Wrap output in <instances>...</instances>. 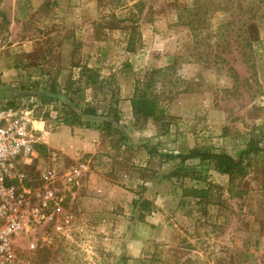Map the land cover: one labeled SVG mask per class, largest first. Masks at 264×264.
I'll list each match as a JSON object with an SVG mask.
<instances>
[{
	"label": "rangeland",
	"instance_id": "rangeland-1",
	"mask_svg": "<svg viewBox=\"0 0 264 264\" xmlns=\"http://www.w3.org/2000/svg\"><path fill=\"white\" fill-rule=\"evenodd\" d=\"M33 5L40 17L61 14L66 26L39 27ZM64 38L70 43H59ZM2 47L8 55L31 48L41 61L45 78L21 87L20 104L35 118L49 113L52 120V113L59 122V111L40 98L49 76L64 71L70 81L78 73L73 63L103 76V87L85 92L99 119L66 134L93 152L77 145L72 154L48 150L29 169L36 175L89 166L82 189L69 198L66 234L55 225L38 229L36 249L21 253L25 264H264V0H0ZM153 69L164 70L154 90L163 120H112L105 129ZM78 80L72 91H80ZM75 95L66 98L74 111ZM195 149L229 154L244 166L230 177L212 161L183 164L180 157ZM182 166L198 180L173 175ZM148 188L153 206L143 212ZM196 189L208 194L194 197ZM146 218L160 222L153 224L158 240L131 262L128 235Z\"/></svg>",
	"mask_w": 264,
	"mask_h": 264
},
{
	"label": "built area",
	"instance_id": "built-area-1",
	"mask_svg": "<svg viewBox=\"0 0 264 264\" xmlns=\"http://www.w3.org/2000/svg\"><path fill=\"white\" fill-rule=\"evenodd\" d=\"M24 105H0V264H25L21 253L35 250L37 230L55 225L66 234L69 198L82 189L89 166L29 171L41 157L47 132L35 126ZM66 236V235H65Z\"/></svg>",
	"mask_w": 264,
	"mask_h": 264
},
{
	"label": "crops",
	"instance_id": "crops-1",
	"mask_svg": "<svg viewBox=\"0 0 264 264\" xmlns=\"http://www.w3.org/2000/svg\"><path fill=\"white\" fill-rule=\"evenodd\" d=\"M60 7H61L60 9L58 8L56 10L57 12H63L61 11L63 6L61 5ZM31 10H32V13H34L35 15L34 21L36 20L35 22L41 28H43V25L46 27L56 26V28H63L66 26L64 22H67V20L65 19L63 20V17L61 14L55 16L54 14H50L51 12H47V14L44 15V17H40L38 13L41 11H38L37 5H33ZM32 15L30 16V19ZM91 32H94L93 26L90 29V33ZM59 43H62V45L67 44V43L69 44L70 41L64 38V39H59ZM2 49L3 50L0 51V101H2L3 104L7 103L10 106L20 105V101L26 94V92L22 90L21 87L23 86L27 88L28 83L33 82V84H35L36 83L35 81L45 78V74H44L45 71H42L41 66L37 65V63H41V61L38 62V59H37L38 57L32 56L33 53L31 52V48L28 49L30 51L28 53L25 51H21V48H19L17 52L13 51V53L9 55L7 54L8 52L7 48L2 47ZM63 55H64V60L66 61H69L70 59L72 60L73 58L72 54L70 55L63 54ZM40 59L43 60V58H40ZM87 66L90 67V65H87ZM90 68H96V67L93 66ZM79 72H80V68H78V73L76 76L73 73V78L71 80H75L77 76L80 78ZM100 74L102 73L100 72ZM102 79H103V76H102ZM49 80H50L49 85L48 84L46 85V92H45L46 95L50 94L52 85H54L56 92L57 93L59 92L62 94L61 100L66 101L67 93L72 94L71 91L75 89L73 86V81L72 82L71 80L67 81L66 73L64 71L58 72L54 76L53 75L49 76ZM84 81L85 80L77 81L79 84L80 82L83 83L81 85L82 87L80 88V91H78V93L75 95V101L73 105L76 108V112L78 114H81V110H79L80 107L82 108L85 105H88V101L90 99V97L86 98L87 93L85 94V92H88L93 87H97V86H87L85 85ZM68 90L69 92H67ZM131 98L126 101H120L118 104V107L120 108L119 115L121 116L120 124L122 125L126 123H132V121L136 122L134 115H133L132 106H131ZM6 99H9V101L3 102V100H6ZM62 102L63 101H60V102L54 101V102L49 103L50 105L46 104L43 107L44 108L51 107L52 109L54 108L56 104L58 105L59 103H62ZM56 115L57 114L52 115L51 113L50 116L52 117V120L43 119L40 116L36 117V120H35V126L40 130L46 131L48 134L46 137V141L44 143V145L47 148V151L48 150L49 151H52V150L62 151L63 150L62 152L66 154H72L73 152L77 150V147L75 148L71 147L72 145H77L78 147L80 146L79 148H81V146H84L85 148L84 143H81L82 141L81 138H79L78 136H75V137L70 136L69 138L68 136H66V134L68 133V131L72 132V130H76V129L82 131L83 123L96 121V119H99V117L97 118L94 116H86V117L82 116L79 124L75 126H67L62 123L59 124L57 120H53L54 118H56ZM53 125H55L54 132L50 129V127H52ZM126 132L131 133L129 130H126ZM85 151L93 152V149L85 148ZM148 191H151V189L148 188L145 196L144 195L142 196L143 197L142 200H148L151 202V200L153 199H150V197L148 196L147 194ZM156 218H152V219L146 218L145 223H144V220L142 222L138 220L136 225L133 226L132 231L128 235L127 245L125 248L126 256L131 259L130 260L131 262H133L135 259H139L140 257H143L144 252L146 248H148L150 242L153 240H158L157 234L155 235L153 231L154 229L153 224H155V222H159L157 221L158 219ZM151 220H153L152 221L153 223L151 222ZM147 223H150L148 227L150 230L149 229L147 230L145 228ZM145 230H146V234H144ZM150 236H152V239Z\"/></svg>",
	"mask_w": 264,
	"mask_h": 264
},
{
	"label": "trees",
	"instance_id": "trees-1",
	"mask_svg": "<svg viewBox=\"0 0 264 264\" xmlns=\"http://www.w3.org/2000/svg\"><path fill=\"white\" fill-rule=\"evenodd\" d=\"M251 27L246 30V32L249 34L248 36L252 35L254 36V31H250ZM244 31V36H247V33ZM246 47H251L252 43L250 42L249 38L246 37ZM73 67L80 68V80H85V85L87 86H97L101 85L103 87V79L100 74V72L96 69H92L88 67L87 65L81 66L77 63H73ZM164 73L163 69H153L149 73H147L145 79H144V88L139 87V83L135 86L134 95L131 98V106L133 110V115L136 120V124H138L143 118L144 119H156L158 121L163 120V116L165 115V110L161 107V101L160 96L156 93L155 90V84L158 82L157 78ZM69 92V90L67 91ZM72 94H77L78 91H71ZM68 94V93H67ZM62 94L57 93L54 85H52V89L49 95L41 94V101L42 104L46 105L48 103L57 101H63L61 103V106L59 104L55 105L54 108H56L57 111H59V122H61L64 125L68 126H75L80 123V119L82 116H94L98 117L99 111L92 107L91 105H85L81 109V114H78L76 111H74L69 105H66V101L61 100ZM117 103V101H116ZM15 106V105H14ZM114 114L113 119L106 120L104 123V127L107 130H112V120L116 124H119L120 122V115L119 111L112 112ZM49 113L46 114L45 119H48ZM102 116V115H101ZM36 150L39 152L40 156H44L47 153V148L45 145H37ZM171 158V157H170ZM182 159V163L185 164L187 160L199 158L201 162L206 161H212L214 162V167L216 171H218L221 174L229 175L230 177H233V175L237 172H240V170L244 166L243 159L236 160L229 154L225 153H212V152H201L198 149L193 150L189 155L180 157ZM175 176H181L183 178H190L192 180H198L196 178V173L194 169L191 172H188V170L185 168V166L180 167L175 173H173ZM208 190L201 189V190H194L193 195L194 197L207 195ZM142 211L147 212L150 211V208L153 206L152 203L148 200H143L140 204ZM145 218V216H144ZM143 217H140V220H142Z\"/></svg>",
	"mask_w": 264,
	"mask_h": 264
}]
</instances>
